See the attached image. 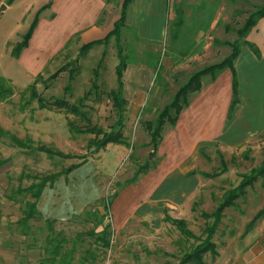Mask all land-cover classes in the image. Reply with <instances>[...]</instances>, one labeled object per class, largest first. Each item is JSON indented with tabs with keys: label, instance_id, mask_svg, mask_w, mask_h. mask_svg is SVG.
<instances>
[{
	"label": "rangeland",
	"instance_id": "1",
	"mask_svg": "<svg viewBox=\"0 0 264 264\" xmlns=\"http://www.w3.org/2000/svg\"><path fill=\"white\" fill-rule=\"evenodd\" d=\"M31 2L32 8L28 6L22 14L14 0H0V9L4 6L0 11V77L9 80L15 90L10 100L0 103V128L4 131L0 134V264H41L47 257L48 238L75 241L78 235L81 241L76 248L75 261L84 257L83 264H180L201 241L184 237L165 220L166 217L184 220L193 235L200 240L206 239V228L213 220L205 219L202 214L212 213L226 191L239 184L241 175L264 163V135L233 151L223 152L217 146L200 149L192 170L221 173L219 176L204 178L199 192L184 203H160L162 214L158 218L146 220L135 215L124 227L117 229L129 207L143 199L149 185L145 176L152 173L160 161L157 149L153 151L147 124H152L151 129L156 126L160 113L193 74L227 58L232 52L228 44L238 42L241 48L246 37L240 38L237 31L251 14L264 6V0H166L164 7L158 0H135L127 25L121 30L119 45L130 70L141 64L151 69L150 97L144 109L131 114L125 111L122 131L125 144L109 145L96 154L88 147L92 135L69 132V121L77 128L85 127L84 121L64 110L38 108L36 100L30 101L29 88L34 87L46 100L65 98L70 103L83 100L81 110L87 112L89 127L109 132L116 120L107 96L117 87L116 39L112 36L106 44L89 49L77 62L79 74L71 82L69 75L73 66L70 65L49 82L46 89L44 81L77 59L81 46H66L42 72H29L19 61L20 54L14 56L13 48L21 42L34 19L31 13L35 6ZM122 2L111 0L116 6L113 16H119ZM177 9L183 18L180 28L173 25ZM148 37L157 42L150 43ZM68 84L71 86L69 95L64 92ZM11 136L21 140L26 148L16 147ZM42 146L72 157H50L39 151ZM118 150L122 154L117 160ZM83 157L86 161L82 165L87 164L84 169L90 170L89 173L80 178L75 169L67 177L58 178L49 194L37 203L42 218L30 220L29 229L24 231L18 223L24 208L23 196L17 195L16 190L28 187L33 176L60 172L79 163ZM146 166L148 172L140 174L134 184L125 186ZM79 180L90 183L82 185L79 188L82 190L89 191L96 188L92 186H98L100 197L81 210L69 208L65 211L64 200L60 198L65 196L66 189L76 187ZM113 194L117 197L110 208L109 219L104 221V225L107 221L111 225L105 235L108 247L104 248L96 241L97 237H103L104 225L94 226L95 220H101L100 216L96 215L92 220L83 211L91 208L90 212H95L99 207L96 203ZM71 197L74 199V193ZM49 201L53 202L51 212L55 215H49L50 211L45 208ZM263 207L264 177L247 188L246 195L236 200L234 206L223 211L221 223L212 238L218 255L214 258L205 254L204 263L264 264V217L250 224ZM99 212L103 213L100 207ZM47 219L53 221L47 224ZM24 232L27 235H23ZM57 234L60 235L57 237ZM65 246L70 248L71 244ZM85 251L88 253L82 254Z\"/></svg>",
	"mask_w": 264,
	"mask_h": 264
},
{
	"label": "crops",
	"instance_id": "2",
	"mask_svg": "<svg viewBox=\"0 0 264 264\" xmlns=\"http://www.w3.org/2000/svg\"><path fill=\"white\" fill-rule=\"evenodd\" d=\"M30 1L35 6L31 14L35 17L38 11L40 13L19 61L34 73L47 68L66 46H82L103 39L119 17L113 16L116 6L110 0H14V5L19 6L24 14L27 7H31ZM158 2L166 6V0ZM135 4V0H132L128 6L126 25ZM156 40L148 37L150 43ZM244 41L251 44L257 53L249 46L242 45L233 62L238 83L237 104L233 111L229 112L233 98L231 70L220 72L214 80L209 76L204 77L200 91L191 95L188 106L181 111L176 123L164 125L157 147L160 161L155 170L145 176L149 182L147 192L139 203L129 207L117 229L124 227L135 215L146 220L158 218L162 214L160 203L179 205L194 197L206 178L202 175L205 172L192 170L200 149L217 146L223 152L233 151L254 143L264 135V18L257 21ZM150 73L151 69L144 64L131 70L127 65L123 72V94L127 102L126 110L130 114L144 109L148 103ZM121 152L117 153V160ZM85 165L76 169L80 178L90 171L84 169ZM78 183L76 187L66 189L65 196L60 198L64 200L65 211L69 208L72 211L81 210L100 197L98 186H92L96 188L87 191L79 188L90 185L89 182L79 180ZM43 191L38 204L51 189L49 187ZM73 193L74 199H71ZM51 202L45 208L50 211L49 215H55L51 212Z\"/></svg>",
	"mask_w": 264,
	"mask_h": 264
},
{
	"label": "trees",
	"instance_id": "3",
	"mask_svg": "<svg viewBox=\"0 0 264 264\" xmlns=\"http://www.w3.org/2000/svg\"><path fill=\"white\" fill-rule=\"evenodd\" d=\"M12 1V0H10ZM111 1V0H110ZM132 0H123L120 8V14L117 20L113 23L112 30L103 38L100 40L92 41L89 43H86L81 46L78 52V58L68 62L65 64L62 68H60L58 71H56L53 75H51L47 81H44V87L47 89L50 85L49 82L55 80L59 73L62 71H66L68 67L71 65L73 66V69H71V73L69 75V82H71L75 75L79 74V70L76 67L77 62L80 58L84 57V55L87 53L89 49H91L95 45L99 44H106L110 37H115L116 44H117V57H118V64L115 67V74H116V81H117V87L115 90H111L108 92L107 96L110 98L112 102V107L115 110L116 113V120L114 124L110 127L109 132H105L101 129H98L95 126H90V119L87 115L86 111H82L81 107L84 106L83 100H79L77 103H70L65 98H51V99H44L42 98L37 92L34 90V87H30L31 90L30 94V101L36 100L38 104V108L40 109H55V110H64L67 114L73 115L75 117H78L82 121L86 123L85 127L77 128L74 127V125L69 121L67 123V126L69 128L70 133H77V134H89L93 136L92 141L88 145V147L93 148L92 153L96 154L102 149L106 148L108 145H124L125 139L123 136V128H124V114L126 111V100L123 95V72L126 69V61L122 54V48L119 45V37L121 30L126 25V13L128 6ZM40 11L37 12L35 15L28 31L26 34L22 37V40L20 43H17V45L13 48V54L14 56H18L23 49H25L28 46V42L33 34V31L37 25L38 22V16ZM176 19L173 22V25L176 28H180L183 25V18H182V12L180 10L175 11ZM261 18H264V6L260 8L257 12L251 14L247 20L245 21L242 28H240L237 31V34L240 38H245L249 31L256 25L257 21ZM241 45H247L249 46L255 53H257V50L248 42L243 41ZM228 46L231 47L232 52L231 54L225 58L220 63L211 65L199 72H196L193 74L188 82L181 87L178 92L176 93L173 101L171 104L160 113L159 117L156 120V126L151 129L152 124L148 123L147 127L151 132V144L153 146V151L155 152L160 141H161V134L164 128V125L166 123L170 125H174L178 119L179 114L181 111L188 106L189 104V96L200 91L202 87V78L206 76H210L212 80L215 79V77L222 71L226 69H230L232 72V94L233 98L231 101V105L229 108V112L233 111L235 105L237 104V87L238 83L236 80L235 72L233 69V62L236 60L240 53V45L238 42H234L232 44H228ZM93 87H96L95 84H93ZM71 86L68 84L64 88L65 94H70ZM15 90L14 87L11 85L10 81L0 77V103L1 102H7L11 99V97L14 95ZM87 95L84 96V98ZM173 112V115L170 114V112ZM4 131L0 128V134H3ZM7 134V133H6ZM11 139L13 141V144L18 148H26V145L19 140L18 138L11 136ZM39 151L48 154L50 157L58 156L61 158H70L72 156L65 155L60 151L57 150H50L44 146L39 148ZM86 161V158H82V160L77 164H72L68 168H65L61 170L60 172L54 173V174H48L45 176H33L32 180L33 182L25 188H18L16 190V194L19 196H23V209H22V218L18 222L20 226L23 228V230L27 231L29 229L28 222L30 220L34 221H40L42 218L40 212L37 210V203L41 198V195L43 193V190L49 186H53L54 182L60 178V177H67L71 172H73L75 169L79 168L82 164H84ZM225 170V169H224ZM148 172L147 166L145 169H143L141 172H138L125 183V186H130L134 184L140 174H145ZM221 173H214V174H207L202 173V175L206 178H215L219 176ZM264 177V163L261 164L258 167H255L251 169V171L247 174L241 175V180L239 184L226 191V193L223 195L222 200L218 203L217 208L210 214L203 213L202 217L205 219H212L213 223L206 228V239L200 240L195 235H193L186 227V223L184 220H177L172 219L170 217H166V221L172 224L180 233L189 239L198 240L201 241L198 245H196L193 250L186 254L183 259L181 260L180 264H205L203 261V256L207 253L211 254L212 257H216L218 255L217 247L212 242V238L221 223V220L223 218V211L229 207L234 206L235 201L243 198L246 195V189L249 187H252L255 183L259 181V179ZM117 194L106 196L104 199H100L98 201V205L100 208H102L103 213L99 212V207L94 210L95 212H90V209H85L83 211V214L90 216L91 219L93 217H96V215L100 216L101 220H95L94 226L98 227L101 225H104L105 219H109V211L111 208V205L116 198ZM264 217V207L261 211H259L255 217L253 218L252 222L250 224H253L257 219ZM96 219V218H95ZM94 220V218L92 219ZM53 220H45L47 224H50ZM110 222L107 221L106 224L103 226V230H101V235L103 237H97L96 241L102 243V246L104 248L108 247V241L106 240V236L108 234V231L110 230ZM49 230L52 232V226L50 225ZM26 232L23 233V235ZM107 233V234H106ZM60 234H57L58 237ZM81 241L80 236H77V239L75 241L67 240L66 238H61L60 240H57V238H48V246L46 248L47 257L44 258L41 261V264H83L85 261L84 257H81L78 262L75 261V254L77 252V245ZM65 244H71L70 248H67ZM88 252H83L82 254H86Z\"/></svg>",
	"mask_w": 264,
	"mask_h": 264
},
{
	"label": "water",
	"instance_id": "4",
	"mask_svg": "<svg viewBox=\"0 0 264 264\" xmlns=\"http://www.w3.org/2000/svg\"><path fill=\"white\" fill-rule=\"evenodd\" d=\"M3 9H4V6H3V8L0 9V11H2Z\"/></svg>",
	"mask_w": 264,
	"mask_h": 264
}]
</instances>
